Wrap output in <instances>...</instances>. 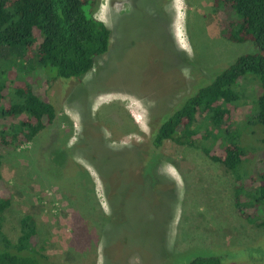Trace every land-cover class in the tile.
<instances>
[{
  "label": "rangeland",
  "instance_id": "374dc122",
  "mask_svg": "<svg viewBox=\"0 0 264 264\" xmlns=\"http://www.w3.org/2000/svg\"><path fill=\"white\" fill-rule=\"evenodd\" d=\"M95 2L109 48L82 77L51 78L3 50L7 85L30 80L55 117L20 146L0 147V179L11 194L1 231L15 241L20 218L30 215L35 249L51 264H179L210 254L221 264H264V225L256 213L251 221L240 212L253 207L264 170L262 126L250 103L261 92L258 76L236 82L239 105L227 125L244 150L238 203L233 172L202 150L212 137L193 146L166 140L152 177L135 157L108 148L145 142L152 121L252 43L219 33L212 0ZM9 92L0 87L6 130L20 121L2 114L3 102L15 100Z\"/></svg>",
  "mask_w": 264,
  "mask_h": 264
},
{
  "label": "trees",
  "instance_id": "16d2710c",
  "mask_svg": "<svg viewBox=\"0 0 264 264\" xmlns=\"http://www.w3.org/2000/svg\"><path fill=\"white\" fill-rule=\"evenodd\" d=\"M212 4L219 33L232 42L249 41L254 49L236 56L160 119L152 121L145 142L108 148L124 159L126 154L135 157L139 171L152 177L159 160L158 150L166 140L193 146L200 139L212 137V143L203 145L202 150L233 172L238 203L243 188L238 170L244 150L232 140L234 134L227 125L239 105L236 82L246 73L258 76L261 92L255 95L256 91L250 103L251 113L262 126L264 144V0H212ZM95 5V0H0V87L4 84L15 97L4 101L1 110L12 119L20 117L12 129L6 130V125L0 129V147L20 146L55 117L54 106L37 92L30 80L18 79L11 87L7 85L2 76L3 50L10 49V55L17 51V56H13L25 60L30 70L40 68L51 78L78 79L109 48L110 30L93 15ZM200 124L205 125L201 128ZM103 170L100 168L99 172L105 180ZM253 202L252 208H240V212L247 220H251L250 211L256 213L264 225V170L258 178ZM10 203L9 189L0 179V264H51L35 249L36 228L30 215L20 218V232L15 241L1 231L2 214ZM179 264H221V256H190Z\"/></svg>",
  "mask_w": 264,
  "mask_h": 264
}]
</instances>
